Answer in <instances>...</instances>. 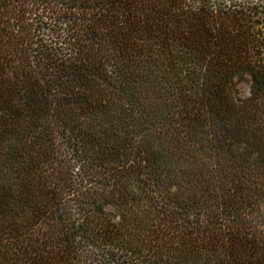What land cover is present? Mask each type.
Listing matches in <instances>:
<instances>
[{"label": "trees", "instance_id": "trees-1", "mask_svg": "<svg viewBox=\"0 0 264 264\" xmlns=\"http://www.w3.org/2000/svg\"><path fill=\"white\" fill-rule=\"evenodd\" d=\"M0 264H264V0H0Z\"/></svg>", "mask_w": 264, "mask_h": 264}, {"label": "rangeland", "instance_id": "rangeland-1", "mask_svg": "<svg viewBox=\"0 0 264 264\" xmlns=\"http://www.w3.org/2000/svg\"><path fill=\"white\" fill-rule=\"evenodd\" d=\"M239 89L243 98H247L250 96V83L240 85Z\"/></svg>", "mask_w": 264, "mask_h": 264}]
</instances>
